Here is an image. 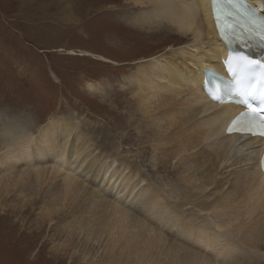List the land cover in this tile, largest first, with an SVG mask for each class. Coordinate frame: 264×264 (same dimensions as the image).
Listing matches in <instances>:
<instances>
[{"label":"bare ground","instance_id":"bare-ground-1","mask_svg":"<svg viewBox=\"0 0 264 264\" xmlns=\"http://www.w3.org/2000/svg\"><path fill=\"white\" fill-rule=\"evenodd\" d=\"M246 1L264 17V0ZM115 4L129 16L141 12L132 18L136 31L111 36L116 48L133 50L117 56L124 64L117 70L126 74L120 87L133 107L121 128L128 136L111 130L92 140L61 116L36 135L2 129L0 210L36 211L34 226L40 232L48 226L56 231L51 240L72 244L69 259L77 264H261L263 142L226 135L241 109L211 102L201 84L206 69L221 73L227 57L210 0ZM127 141L136 155L122 153ZM147 156L149 168L142 165ZM142 168L172 179L159 188ZM101 178L107 181L99 187ZM82 238L84 245L104 242L102 260L76 251ZM55 246L52 253L64 254V245Z\"/></svg>","mask_w":264,"mask_h":264},{"label":"rangeland","instance_id":"rangeland-1","mask_svg":"<svg viewBox=\"0 0 264 264\" xmlns=\"http://www.w3.org/2000/svg\"><path fill=\"white\" fill-rule=\"evenodd\" d=\"M115 3L117 0H0V140L4 128L7 133L20 129L36 135L48 119L57 116L68 119L92 140L111 130L128 136L121 128L131 122L133 107L126 100L130 96H126L127 88L120 87L126 74L117 70L124 65L117 63V56L133 50L116 48L111 36L116 33L125 39L128 32L136 31L132 18L141 12L129 16L126 10L115 8ZM88 84H98L99 89L89 91ZM113 121L121 127L106 126ZM121 148L126 155H136L137 147L129 141ZM142 165L150 167L149 156ZM150 170L153 176L142 168L159 188L164 187L161 182L172 179L162 170ZM97 180L99 187L107 181ZM9 209L0 210V264H77L76 258L69 259L72 244L64 237L51 240L56 231L48 226L41 232L34 226L36 211L18 215ZM80 243L77 252L82 247L88 251L87 257L102 255L98 259H103L104 242L84 245L82 238ZM55 245H64V254L52 253Z\"/></svg>","mask_w":264,"mask_h":264},{"label":"snow or ice","instance_id":"snow-or-ice-1","mask_svg":"<svg viewBox=\"0 0 264 264\" xmlns=\"http://www.w3.org/2000/svg\"><path fill=\"white\" fill-rule=\"evenodd\" d=\"M216 0H214V3ZM230 3H234L235 0H229ZM264 6V4H262ZM248 9L249 6H245ZM239 11V9H237ZM254 14V10L251 12L245 11L241 15L251 16ZM249 24L252 25L251 32H248L250 38L254 35L260 41L262 47H264V24L256 25L255 20L249 19ZM218 28L220 25H217ZM227 27L231 28L229 23ZM232 58H230L231 60ZM235 61L240 66L241 75L235 79V87L229 88L224 86L223 90L221 86L217 84L214 88L208 91L209 98L215 102H223L225 96L232 95L233 92L241 97V104H243L247 111L241 113L240 116L232 120L227 128V133L231 135L233 132L240 135H251L264 137V61H258L250 59L246 56H236ZM253 102H258L259 109L254 106ZM261 169L264 170V158L260 161Z\"/></svg>","mask_w":264,"mask_h":264}]
</instances>
